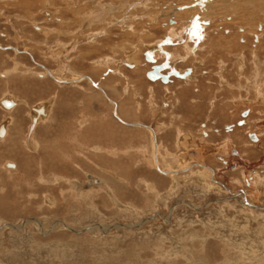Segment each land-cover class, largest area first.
I'll return each mask as SVG.
<instances>
[{
  "label": "rangeland",
  "instance_id": "1",
  "mask_svg": "<svg viewBox=\"0 0 264 264\" xmlns=\"http://www.w3.org/2000/svg\"><path fill=\"white\" fill-rule=\"evenodd\" d=\"M2 1L3 2H0V4L6 5L7 3H10L11 0ZM44 1L20 0L19 4H23V2L26 4L32 2L33 4L35 3L36 6L39 5L38 7L35 6L36 8H41L40 10H43ZM136 1L137 0H130V4L135 3ZM155 1L157 2L158 0ZM162 1L166 0H160V2ZM175 1L177 2V0ZM183 1L188 2L189 0ZM233 1L231 0V2ZM29 5L30 4L25 6L24 13L19 14L16 12L17 9H13L6 15V17L8 16L13 18L15 22L17 20V16L15 15L18 14L21 18L19 21L25 19L24 21L26 23L24 26V31L26 34L20 33L22 29L19 26L15 27L16 30L11 27L6 20L7 18L2 19L0 22V32L9 35V37L4 38L0 36V44H2L0 45V102L3 101V96L7 92L10 94L7 96V98L12 97L11 95L22 98V101L13 98L14 101L19 102L18 107L15 108L17 111L14 110L15 112L13 113H11L12 110L5 111L0 103V106L3 108L2 109L0 107V123L2 121H5L6 123L8 120H11L10 118H12V120H15V122L16 119L19 120L18 122L20 124L10 127L12 129L10 138L8 137L6 140L3 138L0 139L5 140L0 141V217L2 218L3 222L12 224L20 231L16 233L13 231L16 229L12 228L5 230V232L0 235V264H223V262L224 264H264V230L260 229L259 227L264 226V214L261 215L259 212L255 214L253 212L252 216H261L252 219V221H248L247 216H251L249 212L253 210H250L249 207H245L246 204L243 203L245 200H229L230 195L227 193L222 194L221 196L213 192L204 193L202 190L203 184H194V186H186L184 184L181 188L175 189L171 192L169 190L172 185V180H169V177L164 176L163 173L161 174L160 172L158 173L154 170L153 173H155H151L150 169H148L149 167L144 166L145 163L142 161V157H140L141 153L137 154L136 150H133V160L135 161L132 159H125L124 161L117 162L116 164L114 162L113 165L106 163L102 165L98 164L99 159H97V157L94 155H90L91 152L89 151L88 146H96L103 143H98V139L104 138L105 134L103 131H101L103 129H101L100 125L96 123L92 124L94 121H91L90 116H87L86 114L87 112L89 113L93 112V110H96V105H98L100 108L104 106L101 103L102 100H96L92 103H90L88 100L86 101L87 93L91 94L92 88L89 86V78L86 79L87 81L83 78L89 74L91 75L90 67L96 66L97 71H102V68H104V65L107 63V61L103 60V58H105V56H103V58L100 57L95 60L98 61L97 64L92 63L94 61L91 62V65L88 64L89 62L86 63L85 61L84 63H81L80 57L82 56V53L79 52H81L80 49L83 47V49L86 48L84 51L87 53L86 51H88V46H86V42H83L80 49L78 48L76 53L71 55L69 61H65L64 59L61 60V63L68 62L70 65V70L73 71V73L69 72L71 77L77 75L81 79L78 83H82L83 86L87 85L88 88L83 87L84 90H82V87L79 88L74 86L78 83H75L72 86L70 83L73 82L70 80H68L69 85L63 83L57 84L50 77L44 78L42 80L36 75H18L17 73H13V79L9 78L5 80V73H9L11 76L10 71L14 70L15 64L16 66H19L17 63H22L24 67H28L33 70L36 69V71L39 73H41V71L44 69L51 71H56V69H58L59 62L54 60L56 62L55 63L51 59L48 61L44 59L45 54H42V51L44 50L45 52L46 48L42 47V44H39L43 42L42 36H39V38L33 37V32L39 35H42L43 32L41 33L39 28L36 29L37 27L35 26V28L32 27V20L35 18L39 25H41L43 22V25H45L44 27L48 29H56L50 26H63L60 25L62 22H55V25L50 21L47 23L45 19L48 17H45V15L41 13H39L37 17H34L32 14L27 16ZM129 6L130 5L128 4L124 6H117V11L128 9ZM35 10L37 11V9ZM186 10H188V8H184L182 11ZM45 11L52 13L53 17L56 14V12H52L48 9ZM131 13H134L136 17H138L137 22L143 23V25L140 27L136 26V28H139V30L144 28V35L146 34L148 36L145 40L143 35L142 41L151 44L167 34L165 29L160 27V22L168 19L167 14H164L162 17L163 20L160 19V22L156 24L157 27H153L151 25L152 23L148 22V17L145 15V13H148V10H146L144 7L132 9ZM228 13L229 12H227V14ZM0 17H4V15L0 14ZM112 24L116 25V23ZM253 25L255 26V23ZM253 25L252 30L254 29ZM68 27L69 26L67 25L66 28ZM76 27L77 25H74L72 31L76 29ZM234 27L233 25L226 26V28ZM99 28L100 25L93 27V29H96V31L99 30ZM87 29L88 28L82 32H86ZM103 29L104 27L102 30ZM221 29L222 28H220V31H222ZM226 30V35L233 32L231 29V31L229 29ZM15 31H19L18 36ZM113 32H116V34L119 33L116 30H113ZM123 32L124 31L120 33L123 34ZM59 33L61 34V32ZM94 34L100 35L98 33ZM211 34L213 35V33ZM23 35L29 39L30 43L26 42V40L23 38V40H21L20 36ZM43 35L48 36L47 32ZM88 35L89 36L86 34L83 39L86 38V41H88L92 34L88 33ZM130 36L131 37L124 36L122 39L120 36L114 35L113 38L110 39L111 43L109 42V46L115 43L121 46L117 50L113 47L105 48L106 45L102 44L100 51L91 54V56H89L87 53L85 56L86 58L89 56L87 59L88 61H90V58H96V56L98 57L100 55H109L115 59H119L123 55V57L125 56V59L127 57V55H125L127 52H129L127 54L134 53H131V50H133V47L139 41L136 38L137 35L133 36L130 34ZM71 38L73 39L74 36ZM232 40L234 43V39H231L230 42H232ZM67 41L69 40L67 39ZM240 42H243V40H240ZM17 43L20 44L19 50L21 51L24 50L23 48L31 46L33 53L19 55L15 52V50H13V48H16ZM61 45H58L56 49L52 50L53 59H57V57L60 56L57 53L59 52L58 47L60 48ZM125 47L131 48L130 50L126 49V52L122 54V51L125 49ZM143 48H145V46ZM92 49L94 48L89 50ZM97 49L98 48L95 50ZM235 49V47L232 49L233 53L231 55H223V57L226 56L225 60L229 59L226 66L228 69L231 67L230 69L232 76L230 75L228 80L233 84L238 83L239 80V72L236 70L235 65L240 50ZM240 52H246L245 55L247 54L246 56H248L247 50ZM45 53L49 54L48 51ZM196 53L200 54V56L198 55V59L192 64L199 67L198 72L204 71L205 69H218L217 63L220 61L217 60V56H209L210 54H208V50H205V48H202V50L198 49V52ZM141 58L142 56L140 55L139 64L144 69L140 68L141 72H139V75L129 74V76L131 79L135 80V86H142L138 94L142 95L143 98L138 99L135 96V98L132 99L133 103H130L127 100L122 102V110L128 113L126 118L127 121L132 119L136 124L142 123L147 126H151L155 122L164 124L165 126L160 134V138L162 140L161 142H164L165 146L169 148L167 150L174 152L177 150V141L173 143L176 137L174 133V127L180 126L183 132L192 134V136L195 137V140H197L201 135V124L204 125L209 120L207 119V113H209L212 107L211 100H214L215 102H213L218 106V112L215 114V116L211 117V120L208 121L207 124L211 130L214 129L213 135L216 137L211 139L213 147L211 145L204 144V149H200V152L203 155L204 153L210 154L213 152L212 154L208 155L203 162L204 164L206 163L208 167L212 168V170L216 173V181L222 184V187H227L233 191H240L243 189L242 193L244 194H248L249 192L253 191V189H250L249 192H245L242 182L244 180V175L248 176L254 172H260L261 174H264V149L261 145L260 148L255 147L258 144H254L255 146H253L249 138L247 139V132H242L239 135L238 133L235 134L238 136L234 139V134H228L229 132H227L228 128H226V126L235 125L242 118L240 115L241 111L243 112L244 109L252 106L254 107V110L253 112L250 110L251 117L249 118V128L247 127L243 130H250V132L255 130L258 131L259 136L262 137L261 141H264V132L260 128L263 123L256 124L260 121H263L261 118L264 114V95L261 96L262 100L256 103L255 106L248 105L245 107L248 101L242 102L243 104L241 103V105H235L233 100H236L239 95L244 97V100H246V97H248L247 91L244 89L239 90V87V91L236 89H232L233 91L230 89V91L228 88H224L225 91H220V89L217 87L218 79L215 76H213L214 81L210 83L212 88H208L209 84L204 81L203 75L205 74L203 72L199 74L197 80L198 82L196 81L195 83L196 85H193L189 89L182 86L177 87L175 84H172V86H174V92L184 90L185 92L183 93L185 95L182 93L175 94L178 98H174L175 100L171 99L170 106L165 108L163 107V104L167 93H165L164 90L167 88V85H164L161 81H157L155 84L152 83V85L150 84L149 86L146 85L147 80L145 79V74L148 70L147 67L152 69L153 65L143 67ZM200 59L201 61L206 60V64H200ZM165 60L166 59L159 60L160 64ZM171 60L172 63L176 61L175 58ZM102 64L103 67L98 66ZM108 64L109 63L106 64V70L109 68ZM182 64L184 63H178V65ZM111 67H114V64H112ZM120 68L118 69L120 70ZM17 69L24 71V68L20 69V67H18ZM61 69L63 68H60V70ZM74 70L81 74H75ZM105 71H103L98 76L97 81L93 79L104 89H106V83L101 77ZM122 72L130 73L124 69ZM93 75L96 76V74ZM111 77L114 78L112 75ZM138 81L141 82V85H139ZM115 82L116 80L113 79L111 82V87H114L117 84ZM34 86L35 88H33ZM149 87H153L155 91V101L157 104L156 108H150L148 102L150 95ZM32 88L33 93H31ZM117 88V90L109 94V98L113 96L116 98L119 97L118 94L121 93V90L118 85ZM198 88H202L200 92H197ZM253 89L255 90L254 85L249 90L250 94L253 93ZM39 91H44L43 97L40 99L38 96V94H40ZM55 91L59 93V98H57V100L63 103V108L61 109V117L63 122L60 126H56L55 130L54 123L58 122L57 116L60 115L55 113L61 104L58 103V106L56 107V110L53 114L54 120L51 121L53 115L48 117L46 120H39L38 126L35 130L34 138L38 141L40 146L38 150L36 149L35 151L31 152L26 146L27 133L30 125L32 124V112H30L29 109L30 107L37 105V103L47 104L48 101L50 103V96H52V94H57ZM250 97H252V95H249V98ZM121 100L124 99L121 98L119 101L121 102ZM137 102L141 103V108L138 111L139 115L136 114L137 111L135 110V106L137 107L138 104ZM223 104H229L228 109L222 110V107L224 106ZM92 105L94 107H91ZM76 106H79L80 110L74 109ZM108 106L110 115L112 117L113 105L108 104ZM97 111L99 114L103 113V110L101 109H97ZM232 111L234 112L233 114H231ZM83 112H86V114H83ZM161 112L163 113L162 115ZM129 115H131V117H129ZM83 117H86L87 122L82 128H85L89 124L92 125L89 126L87 130L82 132L80 136L82 138L81 146L75 147L74 143L75 137L77 136L76 132L79 131L81 127L79 125V121H81ZM65 120H67V122H65ZM76 122L79 126L74 125ZM8 124L9 123H6V126ZM172 124L174 126H171ZM256 125H258V128ZM168 126H170L169 128L171 129L170 133L167 131ZM74 128H76V130ZM137 130L143 131L141 129H132V131L127 132L129 134V139L132 140L131 143L135 146H137L139 142H142L143 144L148 143L146 137ZM15 131L18 132V134H15ZM217 131H220V136L218 135ZM108 140L103 146L112 145V143H110ZM62 142L66 144L65 149H60V144ZM149 142L150 146L151 140ZM227 143H231L232 146L236 145L238 151L241 153V157H235V160L228 165L227 169H225L227 166L223 167V164L219 161L220 159H216L215 155H219L220 157L223 147L225 149ZM53 144L55 145L54 148ZM214 148H216V152H214ZM49 153L51 155L55 153L52 155L54 157H51ZM63 153L67 154V156L63 155ZM194 158L197 159L196 162L203 159H198V157ZM50 161H53L54 163ZM139 161H142L140 162L141 165L137 164ZM8 162H15L19 168H8L12 171L7 170L5 166ZM62 162L63 164H60ZM171 163H175V161L171 160ZM97 165L109 168L111 170H116L117 172H119L118 170L121 168L124 173H127L126 176L128 177L127 179L130 183V186L126 189V191H124V193L119 195L121 196V202L123 204L117 200H110V197L108 199L106 195L96 199L97 193L101 191L103 193L104 190L102 189L100 191V188H97V185L94 187L95 189L90 187L87 181L90 178L89 175H94L98 172ZM236 165H238L239 169L234 172V167ZM137 166L139 167L137 168ZM103 169L101 170L107 172V174H111L113 171H106L109 169ZM198 169L201 168L193 167L189 173L192 171L194 174ZM13 171L17 172L13 173ZM192 173H190L191 177L193 176ZM53 175L55 177L62 175L63 178L65 177L66 179L71 180L74 179V181L77 179L79 184L82 182L80 186L86 187V190L93 191L91 192V198L93 200H87L88 202L86 201V204V202L83 200L73 198L74 196L68 192L70 191L68 183L63 182L60 185H55L53 182H49L51 179H55ZM44 178L49 179V181L47 182V180ZM40 179H44V181H41ZM141 180L142 182H146V184H149V182L150 184L152 183V185L153 183L156 184V189H154L155 191L153 192V189H148L141 182ZM114 181L117 182L116 178H114ZM238 181L239 183L237 184ZM99 182L100 183L97 182L96 184L102 185V182ZM87 186L89 188H87ZM256 187H258V184ZM62 191H65L66 195L64 194L65 196L62 198L63 200H59ZM147 192H149V195ZM167 192H171L170 195H166ZM158 195L162 196V200ZM250 195L253 196L252 198H255V193H250ZM250 195L248 197L251 198ZM44 196H50L51 199L54 198L55 200H52V204L49 205L46 200H44L45 202L43 201ZM156 197L158 198L156 199ZM246 201L251 203V205L255 208L264 207V196L261 198V200ZM89 204L92 206L89 207ZM27 219L37 220L38 222H31L27 224L25 222ZM58 222H64L70 227L78 230H85L86 227L91 228L92 226L94 227L100 224L102 226L108 225V227L98 229V233L95 234L90 233L92 231L91 229L88 232L85 231L78 235H74L69 231L64 230L58 232L52 231L54 225ZM140 223L142 225L137 228ZM40 225L45 227L46 232L49 230L52 235H40ZM113 225H118L121 227L118 229L109 230ZM126 226L129 227L126 228ZM105 231H108V233H104ZM57 242H60L61 244L59 243V245ZM51 244H53V246L48 247ZM242 247L247 248L249 255L244 251L241 254L239 250ZM55 252L57 255H62L60 256V260L59 258L54 257Z\"/></svg>",
  "mask_w": 264,
  "mask_h": 264
},
{
  "label": "bare ground",
  "instance_id": "2",
  "mask_svg": "<svg viewBox=\"0 0 264 264\" xmlns=\"http://www.w3.org/2000/svg\"><path fill=\"white\" fill-rule=\"evenodd\" d=\"M7 1V0H6ZM10 1V0H8ZM13 0H11L10 2H12ZM35 1V0H34ZM44 1V0H42ZM64 5H66L67 7V13H69L70 16L72 17H76L78 19L79 17V21H75L73 18L72 19H67L66 16L67 15H64V13H62V16H60V18H58V16H56V14L52 15V13L48 12V11H45L47 8H44L42 11H41V14L45 15V17H48L47 19H45L48 23V21L52 22L54 25H55V22H62L60 25H63V26H56V29H48L46 27H44L45 25H43L44 23L42 22L41 25L38 24V21L37 20H32V24H33V27H37L39 28L40 32L43 34L47 32L48 36H44L43 34L40 35V36H43V37H46L47 39L48 38H52L54 40V38L56 39H59L61 36H69L71 35V37L74 36L73 38V43L72 45L70 46H76V47H79L81 45V41L77 38L79 35L80 37H84L86 36H89L88 33L94 35V33H98V34H102L104 33L105 35L102 36L101 40L96 42L97 40H92V38H90L87 42L89 43V46L92 47L93 45L97 46V45H102L103 43L104 44H107L108 42H110V39L113 38V36H120L122 39L124 38V36L126 37H131L130 34H132L133 36H136V38L140 41V40H143V35L145 33V31H143V29L139 30V28L137 29V27H140L141 25H143L142 23H138V22H132V23H128L127 26L124 28V29H117V28H114L113 26H110V28L106 27L107 23L108 24H111V25H114L112 23H117V22H120V19L122 20V17L125 18V16L121 15L125 12L123 11H126L127 9H124L122 11H117V6H124V5H130V0H112V1H105V0H56ZM105 1V2H104ZM138 1V0H137ZM155 1V0H154ZM169 1V0H168ZM193 1V0H192ZM0 2H3L2 0H0ZM16 2V1H15ZM29 2V1H28ZM44 2H46V5L50 4V2L53 3H56L55 5L57 6V2H55L54 0H45ZM158 3H162L164 4V2H160V0L157 1ZM180 3H175V6H186L190 0L187 2V1H183V0H180L179 1ZM196 2V1H194ZM230 2V1H229ZM235 2V3H234ZM13 3V2H12ZM39 3V2H38ZM42 3V2H41ZM136 3V2H135ZM167 3V1L165 2ZM170 3V2H169ZM13 4H16V3H13ZM61 4V5H62ZM134 3H132L131 5H133ZM174 4V3H173ZM193 4V3H192ZM22 5V4H21ZM38 5V4H37ZM160 5V4H159ZM167 5V4H166ZM169 6L172 5V3L168 4ZM189 8L192 9L191 7V4L189 3ZM225 5V4H224ZM26 6V5H25ZM39 6V5H38ZM36 6V7H38ZM50 6V5H49ZM93 9H89V7H93ZM149 6V5H148ZM174 6V7H175ZM226 6V5H225ZM46 7V6H45ZM160 7V6H159ZM162 7V6H161ZM164 7V6H163ZM23 8V7H22ZM21 8V9H22ZM167 8V7H166ZM176 8V7H175ZM179 8V7H177ZM187 8V7H186ZM194 8V7H193ZM38 9V8H36ZM41 9V8H39ZM57 10H60V9H63L61 8V6L58 8L56 7ZM87 9V10H86ZM146 10H148V13H145V15L149 16V15H152L150 8H145ZM152 9L154 10L155 9V6L153 5L152 6ZM169 9V8H168ZM188 9V10H190ZM228 11L229 12L227 15H224V11H222L221 9L218 10L217 12L220 13V15H216L213 19H212V24L211 26L207 29V37L205 36L204 37V30L205 28H202L200 26H195L193 28V30L191 31L190 33V37H189V41H192L194 44H190L188 46H185L183 49L181 48H173V49H166L165 51H162L163 55L166 56V59L169 60V67H175L176 70H179L181 69V71H183L184 69L186 68H193V73L192 76H191V83L189 84V87L191 88L193 85H196V81L198 80V77H199V74L204 72V71H201V72H198L199 70V67H197L196 65L192 64L194 61H196L198 59V55L200 56V54H197V50H202V48L205 50L207 49L208 50V54H212L211 56H217L218 59L220 62L217 63V65H219V69H217V71H213L211 69H208L210 73V75H208L207 77L203 76L204 78V81L207 82V84H209L208 88H212V86H210V83L212 81H214L213 79V76H215L218 81H217V87L220 89V91H225L224 88H228L229 90L233 89V90H246L247 91V96L246 97V100H244V97H242L241 95H239L236 100H233L234 101V104L235 105H241L242 102H246L248 101V103L245 105L248 106V105H256V103H258L259 101H261L262 99V95H264V0H234L233 2H231L228 7H227ZM31 10V9H30ZM56 10V11H57ZM85 10V11H84ZM174 10V8H173ZM178 10V9H177ZM180 10V9H179ZM181 10H183V8H181ZM198 8H194L193 9V12H188V11H185V12H182L180 13L179 17L176 19V26H170L169 24V21H162L160 23V27H163L165 28V31L167 32V34L169 33L171 36L172 35H182L186 32V30L188 29L189 27V23H190V20L192 19V16L195 15V11H197ZM64 11V10H63ZM143 11V10H142ZM145 11V10H144ZM156 11V10H155ZM226 11V9H225ZM39 12V11H38ZM60 12V11H59ZM172 12V11H171ZM28 13V12H27ZM48 13V14H47ZM169 13V12H168ZM29 14V13H28ZM110 14V16L108 15ZM37 15V14H36ZM68 15V16H69ZM113 15H117V16H113ZM132 16H135V14H133ZM178 16V15H177ZM175 16V17H177ZM220 16V17H219ZM31 17V16H30ZM154 17V16H153ZM24 18V17H23ZM29 18V17H28ZM63 18V19H61ZM71 18V17H70ZM150 18V17H149ZM168 18V17H167ZM99 19V20H98ZM153 20V18H151ZM162 19V18H161ZM105 20V21H104ZM158 20V19H157ZM172 20V19H171ZM186 20V24L183 23V21ZM155 21V20H154ZM159 21V20H158ZM187 22H189L187 24ZM69 23V24H68ZM97 23V25H100V28L99 30L95 31L93 30H90L89 32H82L83 30H85L86 28L88 29H92L91 26L92 25H95ZM157 23V22H156ZM159 23V22H158ZM175 23V22H174ZM255 23V26L253 25ZM39 26H38V25ZM184 24V25H183ZM69 26L68 28H66V26ZM74 25H77V28L79 30H75L73 31V33H71V29H73V26ZM172 25V24H171ZM230 25H233L234 28H226V26H230ZM252 25L254 26V29L252 30ZM194 26V25H193ZM34 27V28H35ZM104 27V29L102 30V28ZM112 27V28H111ZM122 27V26H121ZM151 27V26H150ZM224 27V28H223ZM192 28V27H191ZM190 28V29H191ZM220 28H222L220 31ZM226 29H231L233 30L232 33H229L226 35ZM48 30V31H47ZM113 30H116L118 31L119 33L124 31L123 34L122 33H118L116 34V32H113ZM210 30H212V33L213 34H217V36L215 35H210ZM230 30V31H231ZM61 32V34L59 33ZM189 33V32H188ZM34 36H38L39 34H36L34 33L33 34ZM107 35V36H106ZM33 36V37H34ZM70 37V38H71ZM75 37H76V40H75ZM81 37V38H82ZM91 37V36H90ZM144 37H148L146 34L144 35ZM95 38V37H94ZM120 38V39H121ZM135 38V39H136ZM205 38V41L200 44L201 40H203ZM61 39V38H60ZM106 39V40H105ZM170 39V38H169ZM231 39H234L235 42L233 43V40L232 42ZM51 40V39H50ZM240 40H243V42H240ZM85 41H86V38H85ZM84 41V42H85ZM104 41H107V43H105ZM48 42V40H47ZM54 42V41H53ZM122 42V41H121ZM44 43V42H42ZM57 43H60V42H57ZM111 43V42H110ZM110 43H108V48H114V49H119V47H121L119 44H114V45H110ZM62 44V43H60ZM75 44V45H74ZM86 44V43H85ZM103 44V45H104ZM140 44V43H139ZM155 44V43H154ZM92 45V46H91ZM74 47L73 50H74ZM236 48L237 50H240L243 52V50H247L248 51V56L245 55V53H241L239 51V55L237 56V62H236V70L239 72L238 74V83L236 84H233L231 83L228 78H230L229 76L231 75V67H228L226 66V64L228 63L229 59L225 60V57H223V55H231L233 52H232V49L233 48ZM131 47H125V49H129L130 50ZM138 48V47H137ZM14 49H17V48H14ZM80 49V48H79ZM83 49V48H82ZM135 46L133 47V50H131V53L135 51ZM235 49V50H236ZM28 50V49H27ZM98 50V49H97ZM234 50V52H235ZM66 51V50H65ZM150 51V50H149ZM186 52H187V55H186ZM78 53V52H77ZM80 53V52H79ZM82 53V52H81ZM84 53V52H83ZM88 53V51H87ZM85 53V54H87ZM129 53V52H127ZM125 54L128 56H130L131 54ZM175 53H178L179 55H176ZM58 55H63V53L61 54V50H59V52L57 53ZM65 54V53H64ZM67 54V53H66ZM114 54V53H113ZM118 54V53H117ZM78 55V54H77ZM112 55V54H111ZM140 55L142 56L141 58V62L143 63V67L145 66H148L150 64H146L145 63V59L143 58V51L140 52V54H138L136 56V58L134 59L137 67H135L134 70H128V69H125L124 67H122L121 65V68H120V73H124L122 72V70H127L129 71L130 73H127L125 72L124 74L127 76L129 74H138L139 75V72L140 71V68L141 69H144L142 68V66L139 64V57ZM181 55H185V56H181ZM219 55V56H218ZM80 56V55H79ZM83 56V54H82ZM81 56V57H82ZM116 56V55H115ZM114 56V57H115ZM210 56V55H209ZM67 57V56H66ZM76 57V56H75ZM86 57V56H85ZM125 57V56H124ZM123 57V58H124ZM191 57H194L193 59ZM68 58H71L70 55ZM103 58V57H102ZM106 58H113L112 56H109V55H106L105 58H103V60H106ZM122 58V59H123ZM154 58V57H153ZM175 58L176 61H174V63H172L171 59ZM190 58V59H188ZM67 59V58H66ZM133 59V58H132ZM157 59L159 61L160 57L157 56ZM188 59V60H187ZM202 59V58H201ZM199 61V63L201 64H206V60L204 61ZM109 60V59H108ZM68 61V59H67ZM122 62V60H120ZM116 62V61H115ZM114 62V63H115ZM127 62V61H126ZM184 63L182 65H178V63ZM231 62V61H230ZM117 63V62H116ZM65 64H68L65 63ZM160 62L158 63H155V65H159ZM39 65V64H38ZM93 65V64H92ZM110 65V64H109ZM152 65L154 66V64L152 63ZM210 65V63H209ZM230 65V64H229ZM233 65V64H232ZM68 68H69V64L67 65ZM152 66V67H153ZM44 67V66H43ZM63 67V66H62ZM225 67V68H224ZM46 68V67H45ZM123 68V69H122ZM64 69H66L64 67ZM91 69L93 70V74H98L96 73L97 72V68L96 66L95 67H91ZM117 69V68H116ZM147 72H146V78H147V73L151 70L150 67H147ZM51 71V70H49ZM65 71V70H64ZM110 71V70H109ZM113 73H116L118 71L112 69ZM55 76L57 77L58 76V72L56 71H52ZM66 72V71H65ZM73 72V71H72ZM75 72V71H74ZM167 71H164L163 73L165 74ZM208 72V73H209ZM45 73V72H44ZM51 73V72H50ZM102 73V71H101ZM100 73V74H101ZM105 73V72H104ZM104 73L102 74V80L106 83L105 86H106V89L102 88L100 84H98L96 81L93 80L92 77L90 76H86L85 78L83 79H87L89 78V86L92 88L91 90V94H88L87 93V99L86 101L88 100L90 103L92 102H95L96 100H105L107 98V100H109V94L112 93L113 91L117 90V85L119 82H115L117 83L114 87H111V82L112 80L114 79L113 77H111V75H114L113 73L110 74L107 78H103L104 76ZM108 73V72H107ZM205 73V72H204ZM42 74V73H41ZM76 74V72H75ZM99 74V75H100ZM106 74V73H105ZM190 74V75H191ZM190 75L184 79L186 82H188L189 80V77ZM55 76H53L52 74V77L55 78ZM115 76V75H114ZM120 76V75H118ZM232 76V75H231ZM46 77V76H45ZM59 77V76H58ZM83 77V76H82ZM133 77V76H132ZM175 77V76H174ZM122 78V77H121ZM71 82H78L80 81L81 79L79 78V76H74V77H71V78H68ZM67 79V81H68ZM126 79V78H125ZM174 79V84L176 86H182V87H186L184 83L186 82H183L177 78H173ZM122 80V79H121ZM60 81V80H59ZM83 81V80H82ZM87 81V80H86ZM151 81V80H150ZM160 81V80H158ZM63 82V81H62ZM153 82H156V81H153ZM198 82V81H197ZM139 83V81H138ZM141 83V82H140ZM139 83V84H140ZM66 84V83H65ZM72 84V83H70ZM120 84V83H119ZM168 84V83H167ZM203 84V83H202ZM130 85H134L135 86V80L131 79L130 80ZM219 85V86H218ZM254 85L255 87V90L253 91V93H249V90L251 89V87ZM199 86V85H198ZM206 86V85H205ZM196 87V86H195ZM204 87V86H203ZM202 87V88H203ZM238 87H239V90H238ZM123 88V87H121ZM127 88V87H126ZM152 88V87H149V89ZM172 88L171 85H167V88L165 90H167V92L170 93V89ZM188 88V87H186ZM201 88V89H202ZM124 89V88H123ZM123 89H122V92H123ZM130 89V88H129ZM169 89V90H168ZM174 89V88H173ZM194 89V88H193ZM199 89V88H198ZM201 89H199V92L201 91ZM178 90V89H177ZM213 90V89H212ZM230 90V91H231ZM232 90V91H233ZM131 91V90H130ZM129 91V92H130ZM182 91V90H180ZM179 91V93H180ZM184 91V90H183ZM198 92V91H197ZM217 92V91H216ZM251 92V91H250ZM95 93V94H93ZM218 93V92H217ZM184 94V93H182ZM236 94V93H235ZM120 96V94H118ZM180 95V94H179ZM185 95V94H184ZM249 95H252V97L249 98ZM122 97V96H121ZM124 97V96H123ZM102 98V99H100ZM178 98V97H177ZM176 98V99H177ZM231 99V98H230ZM6 100H9V101H13L15 103V105L13 107H10V108H7L5 106H3L2 102L1 105L6 109V110H11L12 109V112H15L17 111V109H15L16 107H18V103L16 101H14L12 98H7ZM175 100V99H174ZM180 100V99H179ZM195 100V99H193ZM177 101V100H176ZM182 101H183V98H182ZM214 100H211V109H212V116H215V114L218 112L217 110V105L213 102ZM52 102L53 100L47 102V104L45 103H39L37 105H35L34 107H30V112H32V124L30 125L29 127V130H28V133H27V137H26V146L27 148L33 152L35 151L36 149L38 150L39 148V143L38 141L34 138V134H35V130H36V127L38 126V123H39V120H46L50 114V110L52 108ZM150 102V101H149ZM114 103H118L117 101H115ZM153 103V102H152ZM178 103V102H177ZM108 104V103H107ZM165 104V103H164ZM187 104V103H186ZM215 104V105H214ZM233 104V103H232ZM243 104V103H242ZM89 105V104H88ZM224 105V104H223ZM167 107V106H166ZM229 107V104H226L222 107V110H226L228 109ZM116 110V113L114 115V111L112 112L114 117L117 119L119 118V120L123 121V123H126V124H129L135 128H139V129H144L143 131H140V133L142 132V134L144 135L146 133V135H148L149 137H151V145L149 146V144H147V150H148V153L149 154H145L144 155V159L148 165H144V166H148L150 168L148 169H151V171H156V172H160L161 174L163 173L164 176H168L169 177V180L171 179L172 180V185L170 187V190L169 191H174L175 189H179L181 188L184 184L186 186H194V184L198 185V184H203V192L204 193H209V191L211 189H219L217 187H213L212 183L214 182H209L207 181L208 179V172L205 170L206 168H204V159H206V157L210 154H206L204 153V155L200 152V149H204L203 145L204 144H208V145H213L211 139L215 138L216 136L213 135V133L210 135L209 134V130L211 131V128L208 127L207 125V129H206V132L208 133V137L210 138L209 141L205 140L204 138L200 137L195 140L193 138V136L188 133H185L183 132L181 135H180V138L178 139L177 143H176V148L177 150L172 152L170 150H165L163 148L160 147V144L156 142H158L156 140H154L152 134H154V136H156L155 133L152 132L153 127L155 128L154 125H152V127L149 129L150 131L148 132L147 129H145L144 127V124H136L135 121H133L132 119L130 121H127V116H128V113H126L125 111L122 110V103L120 102L119 104H117V107H113V110ZM210 109V108H209ZM219 109V108H218ZM248 109H250L252 112L254 110V107L250 106ZM15 110V111H14ZM92 110V109H91ZM220 110V109H219ZM221 110V111H222ZM211 111V110H210ZM220 111V112H221ZM228 111V110H227ZM219 112V113H220ZM10 113V114H11ZM210 113V112H209ZM218 113V114H219ZM225 113V111H224ZM137 114V113H136ZM112 115V116H113ZM138 115V114H137ZM46 116V117H45ZM251 117V116H250ZM36 120V122L34 123L33 120ZM209 119V118H208ZM12 120V119H11ZM11 120H8L7 123H10ZM19 121V120H18ZM117 120H114L113 119V125L115 127V132L113 133V135L115 136V140L117 141L118 137L120 138H123L124 141L123 142H126L128 143V145H131L132 143V140L129 139V134L127 133L128 131L123 129V127H120L121 125H118V123L116 122ZM87 122V119L86 117H83V119L81 120V123H80V126L81 127H84L85 123ZM120 124V122H119ZM19 125V124H18ZM125 125V124H124ZM173 126V125H171ZM129 127V126H128ZM147 127V126H146ZM158 127V126H157ZM3 128V132H0V139H5L8 135L11 136L12 134V131H9V128H7L6 126V123L2 124L0 126V129ZM86 128H88L87 126L85 128H82V132H84V130H86ZM117 129H122V131L124 132H121V133H118L117 132ZM131 129V128H130ZM141 129V130H142ZM176 129V128H175ZM204 129V128H203ZM18 130V129H17ZM80 130V131H81ZM163 131V130H162ZM177 131H180L177 130ZM183 131V130H182ZM10 132V133H9ZM134 132V131H133ZM157 132V131H156ZM168 132H170V130H168ZM181 132V131H180ZM214 132V129L213 131ZM18 134V132L15 131V134ZM130 133V132H129ZM152 133V134H151ZM200 133H201V130H200ZM250 133V132H249ZM178 134V133H177ZM112 135V134H111ZM136 135V134H135ZM140 135V134H139ZM220 136V134H218ZM145 136V135H144ZM137 137V136H135ZM147 137V136H146ZM158 137V136H157ZM177 137V136H176ZM10 138V137H9ZM133 138V136H132ZM140 138V137H138ZM228 138H231V137H228ZM113 139V138H111ZM110 139V140H111ZM125 139H127L125 141ZM141 139V138H140ZM119 140V139H118ZM121 140V139H120ZM4 141V140H3ZM128 141V142H127ZM79 142V141H78ZM113 142V141H112ZM162 143V142H161ZM119 144V143H118ZM114 145V144H113ZM111 145V146H113ZM146 145V144H145ZM260 145L261 144H258L257 146H255L253 144V146L257 147V148H260ZM54 144H53V148H54ZM109 146V145H108ZM116 146V145H115ZM143 146L144 144L142 145V150H143ZM230 146L231 143H227L226 144V148L224 149L223 147V153H229V148H231ZM51 147V146H50ZM103 147V146H102ZM107 147V146H106ZM114 147V146H113ZM118 147V146H117ZM128 147V146H127ZM131 147V146H130ZM213 147V146H212ZM234 146H232L233 148ZM111 148V147H110ZM263 148V147H262ZM120 147L113 152V155L112 157L115 158L113 159L112 158V161L115 162V164L117 162H121V160L124 158V154L123 156L120 155V151H119ZM123 149V148H121ZM129 149V148H128ZM145 149H146V146H145ZM229 149V150H228ZM264 149V148H263ZM109 150V149H107ZM106 150V151H107ZM114 150V149H113ZM135 150V149H134ZM93 151L96 153V157L99 158L101 161H106V162H109V160H111L109 157L107 158V156L105 157V155H103L102 153L104 152V149H101L100 146L99 147H96L95 149H93ZM111 151V150H110ZM123 151V150H122ZM126 151V150H124ZM128 151V150H127ZM139 151V150H138ZM190 151H199L198 153H200V157H198V159H202L201 161H198L196 162V158H192L191 156L188 157L187 154L190 152ZM232 151V150H231ZM51 153V152H50ZM49 155L51 157H54L52 155L54 154H50ZM138 153V152H137ZM142 154V153H141ZM47 155V156H49ZM131 155V154H130ZM143 156V155H142ZM134 157V156H133ZM127 158V157H126ZM130 158L132 159V157L130 156ZM109 159V160H108ZM134 159V158H133ZM132 159V160H133ZM49 160V158H48ZM125 160V159H124ZM131 160V161H132ZM171 160L175 161V163H171ZM123 161V160H122ZM135 161V160H133ZM144 161V163H145ZM50 162H53V161H50ZM49 162V163H50ZM57 162V161H56ZM196 162V163H195ZM54 163V162H53ZM59 163V162H57ZM193 163H195L194 165H192ZM60 164H63L60 163ZM140 164V163H139ZM146 164V163H145ZM113 165V164H112ZM199 165L201 167H199ZM206 165V164H205ZM15 167H18L19 166L15 163V162H8L5 166V168L7 170H9L8 168H15ZM139 167V166H138ZM193 167H197V168H201V169H198L194 174L192 173V171L190 173L193 174V176L191 177L189 171L193 169ZM120 169V168H119ZM211 170V169H210ZM9 171H12V170H9ZM106 171H112V170H106ZM119 172H116V171H112L111 174H107V172L105 171H102L101 172H97V174H94V175H89V180L87 181L90 185V187L94 188L96 185L98 186L97 188H100L99 190L101 191L102 189L103 190H106L105 191V194L103 193L102 194V191L101 192H98L97 195H96V199L97 198H101L103 195H106L109 199L110 197V200H117L119 201L121 204H123L121 202V195L122 193H124V191H126V189L130 186L129 182H128V177L126 176L127 173H124L123 171H120L118 170ZM194 171V170H193ZM17 171H13V173H15ZM179 172H182L181 174H179ZM9 173V172H8ZM79 173V172H78ZM152 173V172H151ZM155 173V172H154ZM153 173V174H154ZM256 173V172H254ZM17 174V173H16ZM160 174V175H161ZM210 175V174H209ZM54 176V175H53ZM62 176V175H61ZM54 176L55 179L54 180H50L49 179H46L47 182H53L55 185L58 184H62L63 182L65 183H68L69 187H70V191H68L71 195H73L74 197L73 198H77L79 200H83V201H87V200H93L91 198V192L93 191H90V190H86V187H82L80 186L81 184H79V181H74L71 180V179H66L65 177L63 178V176ZM88 178V176H87ZM114 178H116L117 182L114 181ZM44 179H40L41 181H44ZM165 179V178H164ZM163 179V180H164ZM249 177H247L243 182H245L246 180H248ZM253 181H251L249 183V186H250V189H253V191L249 192L248 194H244V193H240V195H242V199L241 200H245L243 201V203H245V207H254L251 205V203L247 202L246 200H261L257 197V195H259L258 192H261L258 187H256L257 185V182L255 181L254 178H252ZM92 180V181H90ZM99 181L102 182V185H98L96 184L97 182L100 183ZM145 181V180H144ZM162 181V180H160ZM165 181V180H164ZM194 181V183H193ZM171 182V181H170ZM82 183V182H81ZM85 183V182H84ZM144 184H146V182H142ZM158 183V181H157ZM239 183V181H238ZM218 185V184H217ZM54 186V185H53ZM62 186V185H61ZM66 186V185H65ZM153 186V187H152ZM122 187V188H121ZM146 187L148 189H153L152 191L154 192L156 189V184L152 183L150 184H146ZM263 187V186H262ZM66 188V187H65ZM87 188H89L87 186ZM69 189V188H68ZM95 189V188H94ZM172 189V190H171ZM66 190V189H65ZM119 193H118V191ZM131 190V189H130ZM220 190V189H219ZM222 191V190H221ZM150 192V191H149ZM149 192L148 195H149ZM171 192H167L166 195H170ZM225 191H222V193H224ZM175 193V192H174ZM178 193V192H177ZM235 194H238L236 192H234ZM250 193H255V198H252L253 196L250 195ZM60 194V193H59ZM66 195L65 191H62L61 192V197L59 200H63L62 198ZM151 194V192H150ZM164 194V193H163ZM173 194V193H172ZM225 194V193H224ZM263 194V193H262ZM157 195V194H156ZM155 195V196H156ZM251 196L248 197V196ZM51 196V195H50ZM50 196H44L43 198V201L46 200V202L51 205L52 204V200H55L54 198H50ZM159 198L161 199L162 196L161 195H158ZM164 196V195H163ZM239 196V195H238ZM260 196V195H259ZM72 198V199H73ZM104 198V197H103ZM158 197H156L157 199ZM237 198V196H236ZM95 199V200H96ZM105 199V198H104ZM103 199V200H104ZM57 200V199H56ZM75 200V199H74ZM162 200V199H161ZM45 202V201H44ZM88 202V201H87ZM86 202V204H87ZM90 202V201H89ZM85 204V205H86ZM91 204V203H90ZM88 205L89 207L92 206V205ZM263 205V204H262ZM258 208V207H257ZM261 209L259 210H253V211H250L249 214L252 216L253 212L255 214H257V212H259L261 215L264 214V207H260ZM248 209V208H246ZM255 209V207H254ZM249 217V216H247ZM27 224L31 223V222H38L37 220H26L25 221ZM143 223V222H141ZM139 224L137 226V228H139L142 224ZM103 227H108V225H105V226H102L101 224L100 225H97V226H92L91 228L89 227H86L85 230L83 229H75L73 227H70L68 224L64 223V222H58L57 224L54 225V228L52 229V231H55V232H58V231H69L70 233L74 234V235H78L80 233H83V232H88L92 229V231L90 232L91 234H95V233H98V229L100 228H103ZM121 227V226H120ZM118 225H113L111 226V228L109 230H113V229H118L120 228ZM129 227V226H126V228ZM260 229L264 230V226L261 227L259 226ZM12 228H15L16 230H13L14 232H20L19 229H17L15 226H13L12 224L10 223H5L2 221V218L0 217V235L3 234V232H5V230H8V229H12ZM40 235L42 236H50L52 235L49 230L46 232L45 230V227H42V225H40ZM261 230V231H262ZM13 232V233H14ZM104 233H108V231H105ZM73 235V236H74ZM98 235V234H96ZM103 235V234H102ZM106 236V235H105ZM236 238V237H235ZM103 241V240H102ZM35 243V242H34ZM60 242H57V244H59ZM61 244V243H60ZM59 244V245H60ZM53 244L49 245L48 247H52ZM43 248V247H42ZM60 256H62L61 254L57 255L56 252L54 254V257L56 258H59L60 260ZM261 257V256H260ZM55 258V259H56Z\"/></svg>",
  "mask_w": 264,
  "mask_h": 264
},
{
  "label": "crops",
  "instance_id": "3",
  "mask_svg": "<svg viewBox=\"0 0 264 264\" xmlns=\"http://www.w3.org/2000/svg\"><path fill=\"white\" fill-rule=\"evenodd\" d=\"M16 1V2H15ZM167 1V3H165ZM166 1H162V2H164V4H162V3H158V2H156V1H154V0H138V1H136V3H134L133 5H131L130 4V6L128 7V9L126 10V11H123V12H125V13H123V14H121V15H123V16H125V18H123L122 17V20L120 19V22H118V23H116V25H113V27L114 28H121V29H124L126 26H127V24L128 23H132V22H137L138 20H137V18L138 17H136V15L135 16H132L134 13H131V10L132 9H138V8H140V7H144V8H150V10H152L151 11V13H152V15H149V16H147L148 17V22H150V23H152L151 25L153 26V27H157V25L156 24H158V22H160V19L164 16V14H167V17H168V19H166L165 21H169V24H170V26H176V19L179 17V15H180V13H182V12H185V11H182L181 10V8H183V10H184V8H188V9H190L189 8V3L191 4V6H193L194 8H198V10L197 11H195L196 13H195V15H193L192 16V19L190 20V23L189 22H187V24L189 23L190 25H189V27H188V29L186 30V32L184 33V34H182V35H170L169 33L168 34H166L165 36H162L160 39H158L156 42H153V43H151V44H148V43H146L145 41H142V40H140V41H138L137 43H136V45H135V51H134V53H132L130 56H128V58L126 57L125 59L123 58V55L121 56V58H119V59H115V58H106V61H107V63H109L108 64V66H109V68H108V70H106L105 68L107 67L106 66V64L104 65V68H102V72L103 71H105V73H104V78H107L110 74H112L113 73V71H112V69H114V70H116V71H118V72H116V73H113L114 75H112V76H114V79L117 81V82H119L118 83V86H119V88H120V90H121V93H120V96L118 97V98H116V97H110V99L109 100H107V98L105 99V100H103L101 103L103 104V106L104 107H102V108H100L98 105H96V110H93V112H87V114H86V112H83V114H86L87 116L89 115L90 116V120L92 121H94V122H92V124L93 123H96V124H98V125H100V127H101V129H103V130H101V131H103V133L105 134V137L104 138H99L98 139V143L99 142H103V143H101V144H99V145H94V146H88V148H89V151L91 152V154L90 155H94V154H96L94 151H93V149H95L96 147H99L100 146V148L101 149H104V152L102 153L103 155H105V157L107 156V158L109 157L111 160H109V162H103V161H101L99 158H97V159H99V163L98 164H104V163H106V164H114V162L112 161V155H113V152L114 151H116L119 147H120V149H119V151H120V155L121 156H123V154L125 155L124 156V158L122 159L123 161H124V159H131L130 158V156L132 157V159H133V156H134V149L136 150V153L137 154H140V153H142L141 154V156L140 157H142V161H145V160H143L144 159V155L145 154H149L148 153V150H147V144H149L150 142V139H151V137H149L148 135H146V133L144 134L145 135V137H146V140L148 141V143H146V145L144 144V146H143V150H142V145H143V143L142 142H139V144L137 145V146H135V145H133V144H131V145H128V143H126V142H123L124 141V139L123 138H120V137H118V139H117V141L115 140V134L113 135V133L115 132L114 131V125H113V123H112V121H113V119L114 120H117L116 122L118 123V125H121L120 127H123L124 126V128L123 129H125V130H127V131H132V129H134V130H136V129H139V128H135V127H133V126H131V125H129V124H126V123H123V121L121 120H119V118H115L114 117V115H115V112H113L114 113V115H113V113H112V117H111V115H110V110H109V106H108V104H110V105H113V107L115 106V107H117V104H119L120 103V99L122 98V99H124V100H121V103L122 102H124V101H128V102H130V103H133L132 102V99H134L135 98V96L138 98V99H142L143 98V96L142 95H140V94H138V92H139V90L141 89V87L142 86H138L137 87V85L136 86H132V85H130V80H131V77L129 76V75H125L124 73H120V70L118 69V68H120V65L122 66V67H124L125 69H128V70H134L135 69V67H137V65H136V63H135V61H134V59L136 58V56L138 55V54H140V52H142L143 51V58H144V56H145V54H146V52H148L149 50V52H152V56L156 59V60H158L157 59V56H159L160 57V59L159 60H161V59H166V57L163 55V53H162V51H165L166 49H173V48H181V49H183L185 46H188V45H190V44H194L192 41H189L188 39H189V37H190V33H191V31L193 30V28L195 27V26H200V27H202V28H205V30H204V37L206 36L207 37V29L211 26V24L213 23L212 22V19L218 14V15H220V13L219 12H217L218 10H222V11H224V15H227V11H228V9H227V7H228V5L231 3V0H190V2L186 5V6H175V3L177 4L180 0H177V2L175 1V0H166ZM194 1H196V2H194ZM230 1V2H229ZM233 1V0H232ZM16 3V4H13V3ZM12 2H10V3H7L6 5L5 4H0V14H2V15H4V17H0V22L2 21V19H4V18H7L6 20H7V22L10 24V26L11 27H13L15 30H16V28L15 27H17V26H19V27H21V32L20 33H25V31H24V26H25V19H22V20H20L19 21V19H21L20 17H19V14H21V13H24V8H25V5L27 6L28 4H30L29 6H28V10H27V12L29 13H27V16L28 15H30V14H32L34 17H37L38 16V14L39 13H41V11L42 10H40L39 8L37 9V11L35 10L36 9V4L34 3H32V2H30V3H28V4H26L25 2H23V4L21 5V4H19V2H20V0H13ZM55 2H57V1H55ZM172 3V5L171 6H169L168 4H170V3ZM63 3V2H62ZM62 3H60V2H57V7L59 8L60 6H61V8H63V9H60V10H57L56 9V6H55V4L56 3H53L52 4V2H50V4H48V5H46V2H44V5H43V9L44 8H47L48 10H50V11H52V12H56V16H58V17H60V16H62V13H64V15H67L66 16V18L67 19H74L76 22L77 21H79V17H78V19L75 17H72V16H70L69 15V13H67L66 11V5H64V4H62ZM174 3V4H173ZM193 3V4H192ZM62 4V5H61ZM160 4V5H159ZM167 4V5H166ZM226 6H225V5ZM50 5V6H49ZM149 5V6H148ZM155 6V9L153 10L152 9V6ZM32 6V7H31ZM46 6V7H45ZM160 6V7H159ZM162 6V7H161ZM164 6V7H163ZM176 8H175V7ZM23 7V8H22ZM167 7V8H166ZM177 7H179V8H177ZM193 7H191L192 9H190V10H186V11H188V12H193ZM21 8H22V10H21ZM89 8H91V9H93L94 8V6L93 7H89ZM169 8V9H168ZM173 8H174V10H173ZM13 9H17V11L16 12H18L19 14L18 15H15V16H17V20H16V22L14 21V19L13 18H11V17H6V15H7V13H10V11L11 10H13ZM31 9V10H30ZM178 9V10H177ZM180 9V10H179ZM225 9H226V11H225ZM57 10V11H56ZM64 10V11H63ZM156 10V11H155ZM39 11V12H38ZM60 11V12H59ZM172 11V12H171ZM169 12V13H168ZM37 14V15H36ZM48 14V13H47ZM69 15V16H68ZM109 16H110V14H108ZM178 15V16H177ZM24 16H26V15H24ZM154 16V17H153ZM175 16H177V17H175ZM221 16V15H220ZM219 16V17H220ZM71 17V18H70ZM150 17V18H149ZM139 18H141V17H139ZM151 18H153V20L151 19ZM35 19V18H34ZM159 21H158V20ZM172 19V20H171ZM99 20V19H98ZM155 20V21H154ZM163 20V19H162ZM105 21V20H104ZM157 22V23H156ZM162 22V21H161ZM160 22V23H161ZM175 22V23H174ZM138 23H140V22H138ZM142 23V22H141ZM183 23L184 24H186V21H183ZM143 24V23H142ZM172 24V25H171ZM183 24V25H184ZM194 25V26H193ZM94 26H97V23L95 24V25H92L91 26V28L93 29V27ZM109 26H112V25H109V24H107L106 25V27H108L109 28ZM122 26V27H121ZM33 27V26H32ZM50 27H52V28H56V25L55 26H50ZM74 27V26H73ZM192 27V28H191ZM112 28V27H111ZM163 28V27H162ZM191 28V29H190ZM92 29H87L86 31L87 32H89L90 30H92ZM165 29V28H164ZM77 31V30H79L77 27H76V29H74L73 31ZM94 30V29H93ZM92 30V31H93ZM73 31H72V29H71V33H73ZM95 31V30H94ZM189 32V33H188ZM210 32L212 33V31L210 30ZM209 32V33H210ZM15 33L17 34V36L19 35V31L17 32V31H15ZM211 33H210V35H211ZM26 34V33H25ZM33 34H34V32H33ZM102 36H104L105 34L104 33H102L101 34ZM101 35H96V34H94L93 36L91 35V37H92V39L93 40H97L96 42H98V41H100L101 40V38H102V36ZM213 35H217V34H213ZM0 36H2L3 38L4 37H9V35H7L6 33H2V32H0ZM24 36V35H23ZM23 36H20V38H21V40H26V42H29L30 43V41H29V39H27L25 36L23 37ZM34 36V35H33ZM39 36L40 35H38V36H34V38H36V37H38L39 38ZM107 36V35H106ZM153 36V35H152ZM71 37V35H69V36H67V37H65V36H62L61 37V39L59 38V39H56V38H54V40L52 39V38H46V37H43L42 36V40H43V42L44 43H39V44H42V47H44V48H46V51H48V53L49 54H47V53H45L44 52V50L42 51V54H45L44 55V59H46L47 61L48 60H55V61H57V62H59L58 63V69H56V71L58 72V76L56 77L55 76V74L52 72V71H49V70H43V71H41V73H39L38 71H36V69L35 70H33V69H31V68H28V67H24L23 66V64L22 63H17V64H19V66H16V64H15V68H14V70L12 71H10L11 72V76H10V74L9 73H5V77L4 76H2V77H4L5 78V80L6 79H13L12 78V74L13 73H17L18 75L19 74H27V75H30V76H37L38 78H40V79H44V78H48V77H50L54 82H56L57 84H61V83H63V84H67V85H69L68 84V81H67V79L68 78H71V76H70V74H69V72H72V70H70V66H69V68H68V64H65V63H61V60L62 59H64L65 61H67V59H68V61L70 60V58H68L69 57V55H70V57H71V55L72 54H74V53H76V51H77V49L78 48H80L81 47V45L79 46V47H74V46H70L71 45V43L74 41L72 38H70ZM82 37V36H81ZM80 37V35L77 37L80 41H81V44H83V42L85 41V39H83V37L81 38ZM90 37V38H91ZM95 37V38H94ZM19 38V39H20ZM23 38V39H22ZM64 38V39H63ZM170 38V39H169ZM51 39V40H50ZM67 39L69 40V41H67ZM47 40H48V42H47ZM106 40V39H105ZM145 40H146V37H145ZM156 40V39H155ZM54 41V42H53ZM58 41H60V43H62V45L60 44V43H58L57 44V42ZM111 41V40H110ZM150 41V40H149ZM152 41H154V40H152ZM205 41V38L203 39V40H201V42H200V44H202L203 42ZM86 42V46H88L87 47V49H88V55L89 56H91V54H93V53H96L97 51H100V48H102V45H97V46H95V45H93L94 47H90L89 46V43L87 42V41H85ZM105 43H107V41L105 42ZM109 43V42H108ZM107 43V44H108ZM140 43V44H139ZM155 43V44H154ZM38 44V43H37ZM38 44V45H39ZM104 44V43H103ZM107 44H105L106 46H105V48H107L108 47V45ZM0 45H2V44H0ZM17 46H16V48L17 49H19V45L20 44H16ZM60 46L61 45V49L58 47V49L59 50H61V54L63 53V55H60V56H58L57 57V59H53L52 58V54H53V49H56L57 48V46ZM75 45V44H74ZM114 45V44H113ZM145 46V48H143L144 46ZM92 46V45H91ZM72 47H74V50H73V48ZM138 47V48H137ZM28 49V50H30V52H29V54L30 53H33V49H32V47L31 46H28V47H25V48H23L24 50L25 49ZM83 48V47H82ZM80 49V51L82 52V54H83V56L82 57H80V61H81V63H84V61L86 62V63H88L89 65H91V62L92 61H94V62H92V63H95V64H97V62L98 61H95V60H97L98 58H100V57H103V56H106V55H100V56H96V58H90V61H88L87 59H88V57L86 58L85 57V51L84 50H86V48H84V49ZM91 48H94V49H92V50H89V49H91ZM96 48H98V50H95ZM26 49V50H27ZM23 50V51H24ZM66 50V51H65ZM95 52H94V51ZM137 50V51H136ZM162 50V51H161ZM121 51V50H120ZM16 52V51H15ZM80 52V53H81ZM84 52V53H83ZM87 52V51H86ZM124 52H126V49H123V51H122V54L124 53ZM197 52H198V50H197ZM65 53V54H64ZM67 53V54H66ZM176 55H179L178 53H175ZM212 54H210V56H211ZM67 56V57H66ZM67 58V59H66ZM123 58V59H122ZM133 58V59H132ZM192 59L194 58V57H191ZM109 59V60H108ZM122 59V62L120 61ZM145 59V58H144ZM188 59H190V58H188ZM187 59V60H188ZM45 60V61H46ZM102 60V59H101ZM117 60V61H116ZM54 61V62H55ZM117 63H116V62ZM127 61V62H126ZM115 62V63H114ZM165 62H168L169 63V61L166 59L165 60ZM56 63V62H55ZM146 63V62H145ZM112 64H114V67H111V65ZM147 64V63H146ZM62 65H63V67H62ZM98 66H101V67H103V64L102 65H98ZM18 67H20V69H22V68H24V71H20L19 69H17ZM64 67L66 68V69H64ZM218 67H219V65H218ZM60 68H63V69H61L60 70ZM117 68V69H116ZM90 69H91V67H90ZM103 69H105V70H103ZM219 69V68H218ZM19 70V71H18ZM66 72H65V71ZM70 70V71H69ZM110 70V71H109ZM211 70H213V69H211ZM75 71V70H74ZM91 71V75L89 74L88 76H91V77H93V79L94 80H98V76H99V74L101 73V71H97L96 73H98L96 76H94L93 75V73H95V72H93L92 71V69L90 70ZM213 71H217V70H213ZM20 72V73H19ZM45 72V73H44ZM51 72V73H50ZM76 72V74L78 73V74H81V73H79V72H77V71H75ZM108 72V73H107ZM205 73V75H210V73L211 72H209V70H205L204 71ZM209 72V73H208ZM73 73V72H72ZM203 73V72H202ZM32 74V75H31ZM52 74H53V76H55V78H53L52 77ZM118 75H120V76H118ZM25 76V75H24ZM46 76V77H45ZM77 76V75H76ZM72 77H74V76H72ZM122 77V78H121ZM144 77V76H143ZM126 78V79H125ZM122 79V80H121ZM147 81H146V80ZM145 81L147 82L146 83V85H152V83H154L155 84V82H153V81H150L148 78H146L145 77ZM60 80V81H59ZM69 80V79H68ZM63 81V82H62ZM79 82V81H78ZM78 82H73L72 83V86H73V84H75V83H78ZM157 82V81H156ZM140 83V82H139ZM186 83H189V81L188 82H186ZM79 84V85H78ZM78 84H76V85H74L75 87H79V88H81L82 87V90H84L83 89V87H85V88H88L87 87V85L86 86H83L82 85V83H78ZM82 85V86H81ZM139 85H141V83L139 84ZM172 86V85H171ZM176 86V85H175ZM121 87H123V88H121ZM127 87V88H126ZM173 87L174 86H172V90H170V93L169 92H167V90H164L165 91V93H167V95H166V97H165V100H164V103H166V104H163V107H165V108H168L169 106H170V100L171 99H174V98H176L177 96L175 95V94H178L179 93V91H176V92H174V90H173ZM177 87H179V86H177ZM33 88H35V86L33 87ZM33 88H32V92L31 93H33ZM130 88V89H129ZM122 89H123V92H122ZM164 89V88H163ZM189 89V88H188ZM131 90V91H130ZM169 90V89H168ZM130 91V92H129ZM40 92V91H39ZM55 92H57V91H55ZM54 92V93H55ZM183 92H185V91H180V93H183ZM29 93V92H28ZM43 93H44V91L43 92H40V94H38V96H39V99L40 98H42L43 97ZM149 93H150V95H149V100H148V102H149V105H150V108H156V106H157V104H156V101H155V91H154V89H153V87L152 88H150L149 89ZM84 94H86V93H84ZM8 95H10L9 94V92H7L4 96H3V100H6L7 99V96ZM12 97H8V98H16V99H18V100H21L22 98H18V97H16V96H14V95H11ZM59 96V93L57 92V94H52V96H50L51 97V100H53V102H52V106L54 107V111H53V114H54V112H55V110H56V107L58 106L57 104L58 103H61L60 101H58L57 100V98H59L58 97ZM122 96V97H121ZM124 96V97H123ZM173 96V97H172ZM182 97V96H181ZM180 97V98H181ZM6 98V99H5ZM30 99V98H29ZM50 100V101H51ZM22 101V100H21ZM115 101H119L118 103H114ZM17 103H18V105H19V102L18 101H16ZM106 102V103H105ZM153 102V103H152ZM28 103V102H27ZM98 103H100V102H98ZM108 103V104H107ZM138 104H137V107L135 106V110L137 111L136 113L139 115V113H138V111L140 110V108H141V103L140 102H137ZM38 104V103H37ZM63 106V103H61L60 105H59V107H58V109L56 110V114H60V115H58L57 116V118H58V122L57 123H54V127H55V130H56V126H60L61 124H62V117H61V109L63 108L62 107ZM88 106V105H87ZM86 106V107H87ZM90 106V105H89ZM88 106V107H89ZM167 106V107H166ZM1 107V106H0ZM3 107V106H2ZM1 107V108H2ZM91 107H94L93 105L91 106ZM4 108V107H3ZM2 108V109H3ZM74 109H79V106H76V107H74ZM97 109H101V110H103V113L102 114H99V110L97 111ZM134 109V108H133ZM132 109V110H133ZM12 110V109H11ZM80 110V109H79ZM91 113V114H90ZM163 113L161 112V115H162ZM52 116V115H51ZM46 117V116H45ZM129 117H131V115H129ZM132 117H134V116H132ZM113 118V119H112ZM10 119H12V118H10ZM52 120H54V115L52 116V119H51V121ZM8 122V121H7ZM6 122V123H7ZM65 122H67V120H65ZM80 122L81 121H79V125H80ZM119 122H120V124H119ZM5 123V121H2L1 123H0V126L2 125V124H4ZM19 124V122H18V120L16 119V122H15V120H11V123H9L8 125H7V128H9V131H12V129L10 128V127H12L13 125H18ZM92 124H89L87 127H89V126H91ZM125 124V125H124ZM142 124V123H141ZM20 125V124H19ZM75 126L77 125V122L74 124ZM79 125H77V126H79ZM105 125V126H104ZM153 125L155 126V128L153 127V129L154 130H152V132L153 133H155L156 134V136H158V141H159V144H160V147L161 148H163V149H169V148H167L166 146H165V144H164V142H162L161 143V138H160V134H161V132H162V130H163V128H164V124H159L158 122H155V123H153ZM173 125V124H172ZM104 126V127H103ZM129 126V127H128ZM144 128L145 129H147V131L149 132L151 129V127H152V125L151 126H147V125H145L144 124ZM147 126V127H146ZM158 126V127H157ZM174 126V125H173ZM170 126H168V130H170V132H171V129L169 128ZM131 128V129H130ZM174 128H176V129H174V133H175V136H177V137H175V139H174V141H173V143L175 142V141H178V139L180 138V135L183 133V131L181 130V128H180V126H176V127H174ZM75 130H76V128H74ZM82 127H80V129H79V131H77L76 133H77V136L75 137V147H77V146H81V144H82V138L80 137L81 136V134H82ZM107 129V130H106ZM142 129V128H141ZM150 129V130H149ZM180 129V131H177V130H179ZM81 130V131H80ZM86 130H87V128H86ZM142 130H144V129H142ZM167 130V131H168ZM138 131V130H137ZM157 131V132H156ZM80 132V133H79ZM117 132L118 133H121V132H124V131H122V129H117ZM138 132H140V131H138ZM170 132H168V133H170ZM10 133V132H9ZM178 133V134H177ZM112 134V135H111ZM141 134H142V132H141ZM152 134V133H151ZM143 135V134H142ZM154 134H152V136H153ZM192 135V134H191ZM8 137H11L10 135H8L6 138H5V140L8 138ZM109 139H107V138ZM111 138H113V139H111ZM111 139V140H110ZM121 139V140H120ZM4 140V141H5ZM109 141L110 143H112V145L114 146H108V145H106V146H103L104 145V143H106V141ZM127 139H125V141H126ZM210 140V139H209ZM208 140V141H209ZM0 141H3V140H0ZM79 141V142H78ZM113 141V142H112ZM168 141H169V136H168ZM128 142V141H127ZM119 143V144H118ZM116 145V146H115ZM103 146V147H102ZM118 146V147H117ZM128 146V147H127ZM131 146V147H130ZM145 146H146V149H145ZM65 147H66V144L64 143V142H62L61 144H60V149L61 148H64L65 149ZM111 147V148H110ZM121 148H123V149H121ZM129 148V149H128ZM172 148H173V145H172ZM171 148V149H172ZM107 149H109V150H107ZM114 149V150H113ZM215 149V148H214ZM107 150V151H106ZM111 150V151H110ZM123 150V151H122ZM124 150H126V151H124ZM128 150V151H127ZM139 150V151H138ZM131 154V155H130ZM59 155H61V154H59ZM63 155H66L67 156V154H65V153H63ZM143 155V156H142ZM74 156V155H73ZM95 156V155H94ZM96 157V156H95ZM127 157V158H126ZM113 159H115V158H113ZM122 160H121V162H122ZM137 161V160H136ZM142 161H139L137 164H139L140 162H142ZM145 165H148V163L145 161ZM7 164V163H6ZM139 165H141V164H139ZM98 166V172H101V169H109V168H106V167H102V166H99V165H97ZM101 168V169H100ZM137 168H138V166H137ZM150 168V167H149ZM103 169V170H104ZM109 170H111V169H109ZM113 170V169H112ZM120 171H122L121 170V168L119 169ZM114 171H116V170H114ZM150 171H151V169H150ZM117 172V171H116ZM124 172V171H123ZM152 173H153V171H151ZM97 174V173H96ZM254 179H255V181L257 182V184H258V189L261 191V192H258L259 193V195H257V197L259 198V199H261L263 196H264V174H261L260 172H256V174H254ZM141 182H142V180H141ZM81 184V183H80ZM130 184V183H129ZM144 184V183H143ZM145 186H146V184H144ZM263 186V187H262ZM105 191L106 190H104L103 191V193L105 194ZM102 193V194H103ZM263 193V194H262ZM256 204H258V203H256ZM250 210H259V209H261L260 207H258V208H255L254 209V207H250L249 208ZM259 216H261V215H257L256 217H259ZM255 216H249V217H247V220L249 221H252V219H255L256 218ZM239 250V249H238ZM240 252H241V254H242V252L244 251L245 253H247L248 255H249V252L247 251V248H245V247H242L240 250H239ZM248 255H246V256H248ZM259 256V255H258ZM214 264H217V263H214ZM221 264V263H220ZM223 264H224V262H223Z\"/></svg>",
  "mask_w": 264,
  "mask_h": 264
},
{
  "label": "flooded vegetation",
  "instance_id": "4",
  "mask_svg": "<svg viewBox=\"0 0 264 264\" xmlns=\"http://www.w3.org/2000/svg\"><path fill=\"white\" fill-rule=\"evenodd\" d=\"M36 29H38V28H36ZM3 47V46H2ZM13 50H15L16 51V53H18L19 55L21 54V55H23V54H29V52L30 51H28V50H24V51H21V50H19V49H14L13 48ZM144 58H145V56H144ZM155 59V58H154ZM156 60V59H155ZM145 62L147 63V64H150V65H152V63H150V62H148L147 60H146V58H145ZM158 62H160V61H158V60H156V63H158ZM165 62V61H164ZM164 62H162V63H164ZM161 63V64H162ZM154 65H155V63H153ZM171 69H175L176 70V68L175 67H172ZM188 68H186V69H184L183 71H181V69H179V70H177V71H179V73H181V74H183L186 70H187ZM189 69H191L192 70V73H193V68H191V67H189ZM169 70H167V72H168ZM191 76H192V74L190 75V77H189V82L191 83V81H192V79H191ZM203 76H207V75H203ZM173 78H176V77H171L170 78V82L168 83V84H164V85H172V84H174V79ZM177 79H179V78H177ZM179 80H181V81H183V82H186L184 79H179ZM190 83H184L185 84V86L186 87H188V88H190L189 87V84ZM198 92H199V89L197 90ZM6 99V98H5ZM25 107V106H24ZM4 110L6 111V109L4 108ZM53 110H54V107L52 106V108H51V110H50V114H49V116L48 117H51V115H53ZM211 111H209L210 113H207V115H208V117H207V119L209 118V120L208 121H210L211 120V117H212V109H210ZM264 110V109H263ZM115 113H116V110L114 109L113 110ZM234 112L232 111L231 112V114H233ZM240 115L242 116V118L235 124V125H231V126H226V128H228V130H227V132H229L228 134H234V139L239 135V134H241L242 132H247V139L249 138V140H250V142L252 143V144H261V146L264 148V141L262 140L261 141V139H262V137H260L259 136V134H258V131H251L250 132V130H246V131H244L243 129H246L249 125V123H250V121H249V118H250V115H251V111H250V109H248V108H246V109H244L243 110V112L241 111V113H240ZM261 119H263V121L261 122H258V123H256V124H262L263 123V125H261V129H262V131L264 132V114H263V116H262V118ZM258 120V119H257ZM207 121V122H208ZM249 121V122H248ZM207 122L203 125V124H201V135H200V137H202V138H204L205 140H209L210 138V136L208 137V133L206 132V129H207ZM239 123H244L242 126H238V124ZM257 126V128H258V125H256ZM204 128V129H203ZM242 128V129H241ZM249 128V127H248ZM260 129V130H261ZM213 131V129L210 131L209 130V134L211 135L212 133L214 134V132H212ZM250 132V133H249ZM217 133L218 134H220V131H217ZM238 133V135H235V134H237ZM187 135H188V133H187ZM264 135V134H263ZM251 136H254V140H252L251 139ZM153 138H154V140H155V142H156V140L158 141V137L157 136H154L153 135ZM194 139H195V137H193ZM157 143H159V141L158 142H156V144ZM231 148H229L228 150H229V153L227 152H225V153H223V152H221V156L219 157V155H215V158L216 159H218L222 164H223V167L224 166H227L225 169H227L228 168V165L229 164H231V162L232 161H234L235 160V157L237 158H240L241 157V153L238 151V149H237V146L235 145L233 148H232V146H230ZM232 150V151H231ZM193 153V154H191V153ZM188 154H187V156L188 157H192V158H194V157H200V153H198L199 151H190ZM195 152H196V154H195ZM209 152H211V151H209ZM214 152H216V148L214 149ZM238 152V153H237ZM213 153V152H212ZM211 153V154H212ZM206 164V163H205ZM203 165L204 166V168H206L205 170L208 172V179H207V181H209V182H214V183H212V185H213V187H217V188H219V189H211L210 191H209V193H211V192H213V193H216L217 195H222V194H228V195H230V197H229V200H231V199H234V200H241L243 197H242V195H240V192L242 193V191H243V189L242 190H240V191H233V190H230V189H228L227 187L225 188V187H222L223 185L222 184H220L218 181H216V173L212 170V168H210V167H208L207 165ZM202 166V165H201ZM200 165H199V167H201ZM211 169V170H210ZM239 169V167H238V165H236L235 167H234V172H236L237 170ZM182 172H179V174H181ZM183 174V173H182ZM210 174V175H209ZM254 174H256V173H252L251 175H248V176H245L244 175V180L247 178V177H249V179L248 180H246L245 181V183L244 182H242V186H243V188H244V191L245 192H249L250 191V186H249V183L251 182V181H253V179L252 178H254ZM243 180V181H244ZM233 181H235V180H233ZM218 184V185H217ZM237 184H238V182H237ZM241 186V185H240ZM225 188V189H224ZM225 191L224 193H222V191ZM234 192H236V193H238V194H235ZM239 195V196H238ZM236 196H237V198H236ZM225 200H228V199H225ZM244 200V199H243Z\"/></svg>",
  "mask_w": 264,
  "mask_h": 264
},
{
  "label": "water",
  "instance_id": "5",
  "mask_svg": "<svg viewBox=\"0 0 264 264\" xmlns=\"http://www.w3.org/2000/svg\"><path fill=\"white\" fill-rule=\"evenodd\" d=\"M145 58L148 62L150 63H156V60L153 58L152 56V52H146L145 54ZM169 70L166 74H164V71ZM192 73L191 69H187L183 74L179 73V71L175 70V69H171V67H169L168 62H164L162 64L159 65H154L152 67V69L147 73V78L151 81H158L160 80L162 83L167 84L170 82V78L175 76L176 78L179 79H186L190 74ZM3 106L10 108L13 107L15 105V103L13 101H9V100H4L2 102ZM34 123L36 122V120H33ZM244 123H239V126H242ZM3 128L0 129V132L2 131ZM254 136H251V139H253Z\"/></svg>",
  "mask_w": 264,
  "mask_h": 264
}]
</instances>
